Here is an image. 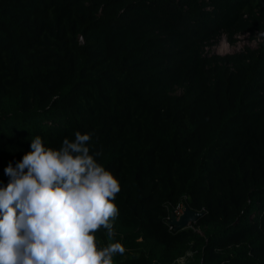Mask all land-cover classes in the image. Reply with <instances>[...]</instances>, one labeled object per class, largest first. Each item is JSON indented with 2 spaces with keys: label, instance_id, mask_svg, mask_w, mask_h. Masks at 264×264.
Wrapping results in <instances>:
<instances>
[{
  "label": "trees",
  "instance_id": "trees-1",
  "mask_svg": "<svg viewBox=\"0 0 264 264\" xmlns=\"http://www.w3.org/2000/svg\"><path fill=\"white\" fill-rule=\"evenodd\" d=\"M257 30L264 0H0V187L36 136L89 133L121 185L114 264H264V37L206 51ZM181 201L201 215L171 230Z\"/></svg>",
  "mask_w": 264,
  "mask_h": 264
},
{
  "label": "clouds",
  "instance_id": "clouds-1",
  "mask_svg": "<svg viewBox=\"0 0 264 264\" xmlns=\"http://www.w3.org/2000/svg\"><path fill=\"white\" fill-rule=\"evenodd\" d=\"M91 134L75 132L59 149L32 139L5 169L0 187V264H114L125 247L112 242L119 179L90 154ZM95 155H100L97 152ZM103 228L109 240L100 246Z\"/></svg>",
  "mask_w": 264,
  "mask_h": 264
},
{
  "label": "rangeland",
  "instance_id": "rangeland-1",
  "mask_svg": "<svg viewBox=\"0 0 264 264\" xmlns=\"http://www.w3.org/2000/svg\"><path fill=\"white\" fill-rule=\"evenodd\" d=\"M264 32L257 30L255 34L248 35L247 32L237 35V41L235 44H231L226 34L222 35L219 40L213 46L206 47L207 53H216L217 55L231 54L239 52L246 47L255 48L263 40Z\"/></svg>",
  "mask_w": 264,
  "mask_h": 264
},
{
  "label": "water",
  "instance_id": "water-1",
  "mask_svg": "<svg viewBox=\"0 0 264 264\" xmlns=\"http://www.w3.org/2000/svg\"><path fill=\"white\" fill-rule=\"evenodd\" d=\"M201 213L197 210L190 208L188 205L185 206L183 213L177 217L175 213L172 214L170 224L176 226L177 229L186 228L189 222H196Z\"/></svg>",
  "mask_w": 264,
  "mask_h": 264
},
{
  "label": "built area",
  "instance_id": "built-area-1",
  "mask_svg": "<svg viewBox=\"0 0 264 264\" xmlns=\"http://www.w3.org/2000/svg\"><path fill=\"white\" fill-rule=\"evenodd\" d=\"M247 33H248V35H250V32H247ZM255 33H256V32H255ZM186 205H187V204H186L184 201L179 202V203L176 205V207H175V209L173 210V212L168 216V220H169V221L171 220V217H172V214H173V213H175V214L177 215V217L180 216V215L183 213V211H184ZM192 223H193V222H189V224H188L187 227H191V226H192ZM187 227H186V228H187ZM170 229H171V230L176 229V226L173 225V224H170ZM182 229H184V228H182ZM193 255H194V252H193V251H189V252H187V254H185V255H183V256H181V257L176 258V259H175L172 263H170V264H189L190 261L193 259Z\"/></svg>",
  "mask_w": 264,
  "mask_h": 264
}]
</instances>
